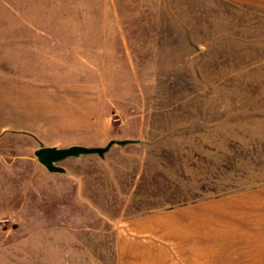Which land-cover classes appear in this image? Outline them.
Returning a JSON list of instances; mask_svg holds the SVG:
<instances>
[{
	"label": "rangeland",
	"instance_id": "obj_1",
	"mask_svg": "<svg viewBox=\"0 0 264 264\" xmlns=\"http://www.w3.org/2000/svg\"><path fill=\"white\" fill-rule=\"evenodd\" d=\"M111 138L62 172L33 153ZM262 183L264 11L0 0V264L91 256L115 219Z\"/></svg>",
	"mask_w": 264,
	"mask_h": 264
},
{
	"label": "crops",
	"instance_id": "obj_2",
	"mask_svg": "<svg viewBox=\"0 0 264 264\" xmlns=\"http://www.w3.org/2000/svg\"><path fill=\"white\" fill-rule=\"evenodd\" d=\"M228 1L264 11V0ZM97 231L109 236L107 249L90 256L85 244L64 264H264V183L128 215Z\"/></svg>",
	"mask_w": 264,
	"mask_h": 264
},
{
	"label": "water",
	"instance_id": "obj_3",
	"mask_svg": "<svg viewBox=\"0 0 264 264\" xmlns=\"http://www.w3.org/2000/svg\"><path fill=\"white\" fill-rule=\"evenodd\" d=\"M116 140L109 139L104 145L70 144L67 146L42 145L34 149L33 153L37 160L52 172H62L64 167L57 162L72 155L97 153L103 154Z\"/></svg>",
	"mask_w": 264,
	"mask_h": 264
}]
</instances>
